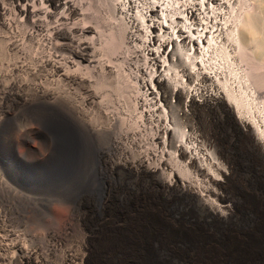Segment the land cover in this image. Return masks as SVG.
<instances>
[{
	"label": "bare ground",
	"instance_id": "6f19581e",
	"mask_svg": "<svg viewBox=\"0 0 264 264\" xmlns=\"http://www.w3.org/2000/svg\"><path fill=\"white\" fill-rule=\"evenodd\" d=\"M15 1L16 12H14L15 16H13V18L11 17L12 19L8 18L11 14L7 15V19L5 17L6 14L4 15L5 8L3 6L0 7L1 26L8 27L11 31L14 29L19 31L23 26L22 23H25H21V19L25 17L30 20L33 31L28 29L22 33L21 39L14 38L10 40L9 49L12 51V53H10L13 55L14 58L12 59H14V61L11 62V60H9L11 58H8V60L5 59L11 62L12 65L10 69L5 66L3 69L2 67L0 68V107L9 100L13 103L22 104V107L31 102H44V104L54 103L55 106H57L59 105L58 103L61 102L62 96H66L68 93V91H65L67 89H63L64 87L61 88L66 94L63 93L62 95V91L60 90V84H64L63 81L59 83L61 82V79L59 80L61 75L64 74L67 80L73 82L77 80L82 81L83 76L80 75L81 70L78 69L79 67H77L78 70L76 69V71H79V74L74 70L76 66L72 68V72L69 70L70 68L67 67L70 71V74H67V69L64 70L66 65L64 66L65 68H63L62 65L64 63L62 64L60 60L55 58L54 54L56 53L54 52L53 54L50 51L46 53L42 46L46 47L47 44L53 42L54 38L57 40V37L60 35H70V30L72 28L79 31V33L84 36V39L87 38L91 40L92 36L89 37L87 33L95 31V29L92 27L93 25L86 21V12L81 3L70 0ZM21 1L25 2L21 3ZM4 2L6 1L4 0ZM106 2L109 3V6L107 5L109 9L118 13V19L121 20L120 22L118 20L119 23L116 22L114 24L112 29L113 36H110L111 39H109L110 41L112 40L111 43H113L114 46L113 44H109L114 47L111 48L116 55L122 57L123 53L127 50L126 25L123 16L117 9V3L115 4L113 0H109V2L107 0ZM212 2L215 3V5H212V15L215 18L218 31L211 33L206 43L202 44L201 41L198 45H193V47L187 49L179 44L170 54L171 64L167 67L165 66V70L163 68L162 70L164 71L160 70L157 75L152 73L147 79L142 77L143 74L140 77L139 67L136 66L137 74L135 73V83L136 86L139 88L141 86L144 90L143 93H139L140 90L138 91V88L136 86V88L132 87V85V89L134 88L132 91H134L135 94L137 93L133 99V105L131 103V105L128 104L129 100L127 101L126 99L125 101H127V106H133L136 110L137 119L135 116L134 118L137 122L135 121L136 123H134L135 126L133 128L131 127V125H133L131 121V125L130 122L128 125V122L125 121L126 124L130 126L127 131L124 130L123 137L125 141H127V144L120 146L118 145V141L114 138L111 142V148H109L110 143L106 147L103 146L107 149L108 154L109 149L111 152L117 151V154L112 153L111 159H109V165H106V167H109V171L111 173L117 170L125 171L133 179L134 187L132 186L133 189L128 194L129 205L127 213L120 210L119 207L115 206L113 203H109L108 207V198H113V196H103L100 194V191H96L100 205L98 208L100 209L99 213L101 216L99 222V227L101 228L98 234L100 260L97 264H165L160 261L162 256L172 258L176 261L175 264H223L225 262L231 264L234 263L236 256H239L237 264H248L249 262L264 264V203L260 201V206L257 207L252 202L256 207V218L253 221V225L260 229L259 238L253 241V238H251L247 232H244L245 229L238 228L240 222L238 224L233 222L234 220L241 219V210L237 202V199L241 198L240 194H242L240 193V189L235 190L237 192L235 196L230 197L227 194H223L230 181L229 172L232 170L235 174H238L239 171L236 170V163L233 161V155L229 147V140L226 139L227 134L224 132V127L230 126L232 128L231 134L233 137L236 136L243 139L247 151L252 157V161H254L258 169L264 173V115H259V117L261 116V120L258 118L260 123L257 122L259 120H251L243 111V99L240 97V99L235 98V95L233 96V94L223 86H218L215 89L202 88L199 90L198 88L200 86H196L198 88L192 86V88H188V86H186L187 89L184 88V84L182 83L183 75H189L191 77L192 75H201V78L210 79V82L213 79L214 81H218L216 79L218 78L216 74L218 70L215 72V70H211L212 68L210 67V71H203L206 68L205 64L209 63L211 66L213 65V62H209L213 57L211 56V54L214 53L212 51L216 49L219 51L220 49V51H224L225 54L228 47H232L236 40L237 46L241 49V52L257 55L260 64H264V23H261L262 27L258 26V22H264V13L261 11L263 8L260 10L258 6L255 7V9L252 7L251 10L245 11L239 18L235 16L237 19H234V17H232L233 19L231 17V19H227L228 17L226 15L236 8L234 4L238 2H236V0H210V3ZM260 3L263 2L261 1ZM60 4L64 5L65 8L67 4L68 11L73 13L75 17H80L79 19L81 22H72L71 25L62 23V25H53L51 27L44 24L42 19L51 15V9L48 8V6L51 5L52 7H56ZM12 8L10 9L12 10ZM34 30L43 32L41 35V42H38L40 46H42L40 47L38 45L40 50L39 47L35 50L25 49L22 39H29L31 42L35 37ZM75 35H73V37ZM92 40H94V38H92ZM57 41L55 43H57ZM79 41L82 42V39ZM8 43L9 42H7V44ZM87 43H90L92 46L90 41ZM251 44L254 45V48H250V51L248 48ZM79 45L80 43L78 46ZM48 46L51 47L50 45ZM55 47L53 48L56 50L57 47ZM80 49H82V47ZM5 51L7 52V50ZM91 52L90 54L92 56L94 53ZM94 60H96V58H94ZM176 61L181 65L176 64ZM2 62L0 63L2 64ZM196 62L200 64L199 66L203 70L199 71L198 67L195 66ZM96 63L99 64L100 68L107 65L109 66L107 70L114 71L113 68H115V66L110 61L109 64H107L108 62L104 63V61L99 62L98 60ZM85 65L87 67V64ZM45 67H48L52 74H49L50 72L43 74L42 71ZM91 69V71H93L94 67ZM206 69H208V67ZM65 71L67 72L64 73ZM74 71L76 73H73ZM116 73L117 72H115V74ZM101 74L105 73L101 72ZM53 75H57L59 78H53ZM83 78L85 79V74ZM253 78L255 82L261 83V86L264 85V78L259 77V74L258 76L253 75ZM216 81L215 84H219V81L217 83ZM126 82L129 83L128 81ZM137 82H139V84ZM122 83L125 84V82ZM133 83L134 82H132V84ZM87 84L89 85V83ZM212 84L214 85V83ZM90 85L92 86L91 82ZM90 85L87 89L89 91ZM62 86H65V84ZM65 87L67 88L68 86L66 85ZM73 89V91H75L76 88ZM262 89L264 88L261 87L254 92L264 97V90L262 92ZM250 90L251 88H249V92ZM89 93L92 92L90 91L88 94ZM249 94H252V92ZM67 95V97L70 96L69 94ZM96 95L92 94V99H94ZM134 95L132 96L134 97ZM253 96L252 94V97ZM72 97L71 95L69 99ZM99 98L100 101H102V97ZM92 99L90 102L94 103ZM66 100L68 102V99ZM97 103L99 104L100 102L97 101ZM100 104L97 106L98 111L93 110L98 114H94L96 115V119L97 117H101L102 119L108 116L111 124H115L116 120L119 119L117 117L120 116V114H115V111L119 108H115L114 106V111L111 105L113 112L112 110L110 111V109L105 111L103 109L104 105L102 104L103 106L101 107ZM107 104L105 103L106 106L110 105V103ZM69 105L67 104V106ZM80 108L82 110L83 106H80ZM75 109L76 108H73V111L66 110L67 112L64 114L69 120L71 118L72 123L69 120L67 121V119H63L64 115L61 113L54 115L52 112L53 115L32 117L30 121H28L29 123L24 125L28 135V138L24 141V149L18 152V158L8 159V179L4 178L6 176L3 177V174H0V188L4 191V194H2L3 199L0 201V264H48V260L51 261L57 258L60 264H74L75 260H82L84 257V254L78 255L76 251L79 247L84 248L85 242L87 241L85 232L87 228H85L86 223L84 221L85 202L82 199L79 201H63L62 205L67 210L66 218L58 224L49 222L42 232L39 231L40 234L38 236L35 234L37 237L33 238L29 237L31 235H29L28 231L25 229L27 222L25 214L17 213L21 201L27 204L31 199L33 200L39 195L41 196L50 188L70 186L76 183V175L82 166L81 161L85 157L84 153L86 147L84 148V143H86V141L75 131V126H80L83 133H87L91 136L97 131V128L100 127L98 126L96 128L98 119L100 118H98L97 121L94 119L97 124H92L88 116L90 113L86 116L89 117L87 121L78 113L80 109ZM107 111L111 113H107ZM130 111L132 112L131 108ZM131 114L133 115L134 113L132 112ZM123 115L120 116V119L124 117L122 120H125V116ZM132 115H130L129 118H131ZM90 116L94 118V116ZM129 118L127 119L130 120ZM181 119H192L198 122L200 130L198 131V129L191 127V131L189 132L185 129L184 124V126L181 125L183 129L178 127L177 123H174V120L180 121ZM101 121H103V119ZM144 121L149 122L150 129L148 128V132L151 130L149 133L144 132V125L146 126ZM179 121L178 124L183 123H179ZM104 122L105 120L102 124ZM116 124L119 125V122ZM120 124L123 125V121L122 123L120 122ZM105 125L103 124V126ZM122 125H120V128ZM106 126L108 128L110 124ZM124 126L125 125L122 127ZM103 128L106 129V127ZM130 128L132 129L130 130ZM99 129L101 131V128ZM32 135L38 138V141L35 142L36 145L31 143L30 137ZM39 135L42 136L38 137ZM202 136L207 139L210 145L214 146V151H205V148L201 147L202 145L198 143V137ZM115 137L117 136L115 135ZM117 138H119V135ZM103 142L105 143V141ZM102 155L105 158L108 157L105 152H103ZM91 159L92 157L90 160ZM91 163L93 164L94 162ZM71 166L75 168L70 172L69 178L58 185H49L41 180L45 172L59 175L60 172L67 170V168H71ZM87 168L83 169L86 170ZM182 172L185 175H183ZM245 172L250 173V170L247 169ZM237 182H239V180H237ZM255 185L257 187L259 186L258 188L256 187V189L258 193L261 194L264 190V180ZM258 199L260 200V198ZM36 205L37 204H35V206ZM21 207L23 206L21 205ZM41 207L43 208L42 205ZM108 210L109 220L105 218V216L108 215ZM47 213L49 214V212ZM45 214L46 213H44V215ZM9 217L12 220L9 219ZM7 222H9L10 225ZM11 222L15 223V225H12ZM117 222H121L129 227L123 235L117 231ZM209 222L213 225L214 223L220 224L217 231L213 230V232L217 234L203 227V224L205 225V223ZM244 227L247 228L248 226ZM38 229L42 228L38 227ZM124 247H126V249ZM83 251L84 250H82L81 253Z\"/></svg>",
	"mask_w": 264,
	"mask_h": 264
},
{
	"label": "rangeland",
	"instance_id": "374dc122",
	"mask_svg": "<svg viewBox=\"0 0 264 264\" xmlns=\"http://www.w3.org/2000/svg\"><path fill=\"white\" fill-rule=\"evenodd\" d=\"M5 1L6 2H4V0H0V7L3 6L5 8V12H4V15L6 14L5 17L7 18V15L11 14V16L8 17V18L12 19L13 16H15L14 12H16L15 11L16 1L15 0H8V1L5 0ZM70 1H74L76 3H81L83 5V7L85 9V12H86L85 13L86 14L85 15L86 21H88V23L93 25L92 27L95 29V31L88 32L87 34H89L88 35L89 37L92 36V38H94V40H92V38H91V40H88L87 38L84 39L83 38L84 36L81 35L79 33V31H76L75 28H72L70 30V35H60V36L57 37L58 41L56 40V38H54L53 42L50 43V44H47L46 47L42 46V45L41 46L44 49V51H46V53H48V51H50L53 54H54V52L57 54V55L54 54L55 58L57 60H60L62 62V64L64 63L62 65L63 68H65L64 66L66 65V68L64 70H66L67 67H69L70 68L69 70L73 71L72 68H74L76 66V68H74V70L76 71L77 67H79L78 69L81 70L80 75L84 77V74H85V79L82 77V79H83L82 81L83 82L82 81H78V80H77L78 82L77 81L73 82V81L67 80L64 77L65 76L64 74L61 75V78L57 77V75H53V78L57 77V78H59V80L61 79L60 80L61 82H59V83H62V81H63L65 86L67 85L69 87V88L68 87L66 88L65 86H62L64 84H62V85L60 84V90L62 91L61 87H64L63 89H67L65 91L66 92L68 91L67 94H69L70 96L67 97L68 95L65 93V91L64 92L62 91V95H63V93H65L66 96L65 95L62 96V98H61V102L62 103L59 102L58 103L59 105H57V106H55L54 103H53L54 104L53 105L52 103H50V104L49 103H45L44 104V102H31V103L25 104L26 106L23 105V107H24L23 108L22 104L13 103L10 100L6 101L4 104L1 105V107H0V110H1L0 111V169H1L0 170V174H3L2 176L3 177L6 176L4 178L8 179V176H9L8 175V165H7V162H9L8 159H10V158L11 159L12 158H18V156H19L18 152L20 150L24 149V141H26V139L28 138V135H27V132H26V129H25L24 125L26 123H29L28 121H30V119L32 117L41 116V115L42 116H49V115H53V113H54V115H56L58 113H61V114L64 115L68 110L73 111V108H76L75 110H79L80 109V111H78V113L80 115H82L87 121L89 120V117H90L89 121L92 122V124H94V123L97 124V122L94 121V119H96V115H94V114H97V112L95 113V111L97 110V106L100 103H101L100 104L101 107L104 105L103 109L105 111L108 110V109H110V111H111L112 107H113V110L115 111L114 106H115V108H119V109H117V111H115L116 112L115 114H117V115L120 114V116L125 114V115H123V116H125V120H122L124 118L123 116H122L123 117L122 119H120L121 118L120 116L117 117L119 119L116 120V123L119 122V125H117L116 123L112 125L110 120H109V117L107 116L106 118L104 117L105 119L102 118L103 121L105 120V122L103 123L104 125L105 124L106 125L110 124V127L108 126V128H107L106 125L103 126V124H102L103 121H101L102 120L101 117H97V119L98 118H100V119H98V124L99 125L97 124L96 128L98 126H100L99 128H101V131H100L99 128H97V131L94 132L91 136L89 134H87V133H83V131L80 128V126H78V127L75 126V128H76L75 131L80 135V137L82 139H84L86 141V143H84V148L86 147L85 148V153H84L85 157L82 159V161H81L82 166L80 167V169H79V171H78V173L76 175V178H77L76 183L71 184L70 186L68 185V186H64V187L50 188L49 190H47L41 196L39 195L35 199H33V200L31 199L27 204L23 203L21 201L19 203L20 207L18 206L19 209L17 210V213L19 212V213L25 214V217H26V220H27L25 229L28 231L29 235H31L29 237L33 238V237H37L40 234V232H42L44 227L49 222H55V223L58 224V223H61L66 218L67 210L62 205L63 201H65V200L79 201L80 199H82L85 202L84 221L86 223V227L85 228H87V229H85V232H86V235H87V241L85 242L84 248H80L79 247L78 248L79 251L76 250L78 252V255L84 254L83 259L82 260H80V259L75 260L74 264H83V263L84 264H97V262L100 260V252H99V245H98V234H99V229L101 228V227H99V222L101 220V216H100V213H99L100 209L98 207L100 205H99V200H98L96 191H100L101 193L100 192L99 193L101 195H103V196H105V195H112L113 196V198H108V207H109V203H113V204H115V206H118L120 210H123V212L127 213L128 205H129V196H128V194L134 187L133 179L125 171L117 170V171H114V173H111L109 171V167H106V165L107 164L109 165V159H111L112 153L113 154H117V151L111 152L110 149H109V154H108L107 149L104 148L103 146L106 147L110 143L109 144V148H111V146H112L111 142H112V139H114V138H115L116 141H118V145H120V146H123L124 144H127V141H125V138L123 137L124 136V130L127 131V129H129L130 126H128V125H129L130 121L133 123V125H131V122H130V125L133 128L135 126L134 123L137 122V120H136L137 119L136 110L134 109L133 106H131V107L127 106L130 103L133 105V101H134L133 99L135 98V96L137 94V93L135 94V92L132 91V90H134V88L132 89V87L136 86V83H135L136 74H135V71H134L135 68L133 67V64L131 62L132 60L128 56L129 55L128 51L126 50L125 53H123V56L119 57L118 55H116V53L112 49L114 47H112L110 45V44H113V43H111L112 40L110 41L109 39H111L110 36L111 37L113 36V32H112L113 30L112 29L114 27V24L116 22L119 23L121 20L118 19V13L117 12H113L111 9H109V7H108L109 3L106 2L107 0H70ZM113 1L116 4L118 0H113ZM261 1L263 3H260ZM24 2L25 1H21V3H24ZM108 2H109V0H108ZM236 2H238V3L234 4V5H236V8L233 10L234 12L233 11L229 12L226 15L228 17L227 19H231L232 17H234V19H237V18H239V16L241 17L242 14L245 11H247L249 9L251 10L252 7H253V9H255V7L259 6L258 8L260 10L262 8L264 9V0H259V1L258 0H256V1L255 0H236ZM11 6L12 7L14 6V7L12 8ZM65 6H66V8L62 4H60V5L56 6V7H52L51 5H49L48 8L51 9V15L49 17H46L47 19L46 18L42 19L44 21V24H46V25L51 27L53 25H62V23L63 24L66 23L67 25H71L72 22H81V20L79 19L80 17H75V15L73 13H70L68 11L67 4ZM7 7H8L9 10L7 9ZM10 8H12V10ZM263 9L261 11H263V13H264ZM12 14H14V15H12ZM114 15H115V17H114ZM235 16H237V18ZM118 20H119V22H118ZM22 22H25V23H22ZM21 23H22L23 26L19 29V31H16L15 29L13 31H11V30H9L10 28L7 27L8 28L7 29L6 27L1 26V24H0V62L3 61L2 64L0 63V68L2 67V69L4 68V66L5 67H9V69H10V67L12 65L11 62L14 61V59H12V58H14L13 55L11 54L12 51H11V49H9L10 48V40L14 39V38L15 39H21L22 38V36H21L22 33L27 31L28 29H30V31L31 30L33 31V29L31 28L30 20H28V19H26L24 17V18L21 19ZM261 23L263 24L264 22L263 21L258 22V26L259 27H262ZM34 34H35L34 35L35 37H34L33 40H31V42H30L29 39H22V41L24 43L23 47L25 49L35 50V49H38L37 47L40 46L39 43L41 42V37H42L41 35L43 34V32L40 31V30H34ZM73 35H75L76 37L75 36L73 37ZM13 36H15V37H13ZM80 36H82V37H80ZM77 37H78V39H77ZM74 38H76V39H74ZM81 39H82V42L79 41ZM56 41H57V43H55ZM89 41L91 42L92 46L90 45V43H87ZM7 42H9V43L7 44ZM76 42L78 44L80 43V45L78 46V44ZM235 42H236V44H235ZM235 42H234V45H232V47H228V49H227L228 53L225 51V54H224V51L221 52L220 49H219L220 52L217 49L216 50L218 52L216 50L212 51L214 53L211 52L214 55L211 54V56H213V57L210 59L209 62L210 63L213 62L212 64L215 65V66L217 65L218 67L217 66L215 67L213 65H212L213 66L212 67L211 64L207 63L208 66H207V64H205V67L206 68L208 67V69L205 68V70H203L202 68H200V66H199L200 64L198 62L195 63V66L198 67L199 71L200 70L210 71L209 69H211V68H212L211 70L214 69L215 72L218 70L217 73H216L218 78H216V79L219 81L220 85L219 84L216 85L215 84L216 80L214 81V79L211 80V82H210V79L201 78V75L200 76L199 75L198 76L192 75V77H194V78H192L189 75L188 76L183 75L182 76L183 77L182 83L184 84V88H187L186 86H188V88H192V87L198 88L200 86L198 88L199 90L202 89V88H205V89L213 88V89H215L218 86H223L228 91H230V93H232L233 96L235 95V98H239L240 97V98L243 99L242 100L243 104H244L243 105V111H244L245 115H247L253 121L259 120L258 118H260V120H261V116L259 117V115L260 114L264 115V97H261L260 95L256 94L254 91L255 90H259L261 87L264 88V85L261 86V83L255 82V80L253 78V75H257L258 76V74H259V77H263L264 78V75H263L264 74V71H263L264 70V64H260V60L258 59L257 55H252L251 53L247 54V53H245L243 51L241 52V49H239L238 46H237L238 45L237 44V40ZM58 43H59V45H58ZM48 45H50L51 47L52 46L53 47L56 46L57 48L55 47L56 48V50H55L53 47L51 48ZM6 46H8V47H6ZM113 46H114V44H113ZM253 46L254 45L251 44L250 47L248 48V50L251 51L250 48H254ZM40 47H39V50H40ZM81 47H82V49H80ZM5 48H7V49H5ZM74 49H76V50H74ZM5 50H7V52ZM91 50H92V52H91ZM90 52L94 53V54H92V56H91ZM88 54H89V56H88ZM60 56H62V57H60ZM228 57H230V58H228ZM8 58H11V59H9V60H11V62L10 61H6V60H8ZM63 58H65V59H63ZM94 58H96V60H94ZM97 60L99 62H103L104 61V63L108 62L107 64H109V61H110L115 66V68H113V70L115 72H117V73L115 74L114 71L112 72V70L111 71L107 70L108 67H109L107 65L105 67H103V68L102 67L100 68L99 64L96 63ZM7 62H10V63H7ZM175 63L181 65L180 63H178V61H176ZM68 64H69V66H68ZM85 64H87V67H86ZM169 64H171V62H168L167 66ZM95 66H97V67H95ZM93 67H94L95 71L94 70L91 71L92 70L91 68H93ZM166 67H164V70H165ZM45 68L42 71L43 74H46L48 72H50L49 74H52L51 70L48 67H45ZM178 68H179V66H178ZM5 69H7V68H5ZM69 70L67 69L68 72L65 71L64 73L67 72V74H70ZM100 70H102V71H100ZM75 71L73 73L78 72V74H79V71H76V72ZM121 71H122V73H121ZM101 72L105 73V74H101ZM140 72H141V70H140ZM111 73H112V75H111ZM114 74L116 75V77H115ZM142 74L143 73L141 72L140 75L142 76ZM109 76H110V78H109ZM63 77H64L65 81L63 80ZM119 77L122 78V79H120ZM133 77H134V80H133ZM143 77H146V76L143 74ZM199 77H200V79H199ZM88 79H90V80H88ZM126 81H128L129 83H127ZM218 81H216V83ZM86 82L89 83V85H90V82L92 84V86L90 85V91L92 92V93H89L90 95L88 94V92H90V91L87 90L89 88V85ZM122 82H125V84L122 83ZM132 82H134V83L132 84ZM263 82H264V79H263ZM67 83H69V84H67ZM137 83L139 84V82H137ZM212 83H214V85ZM75 85H76V87H75ZM193 85H195V86H193ZM196 86H198V87H196ZM70 87H73V88H76V89L78 88V89L77 90L75 89V91H73L74 89L70 88ZM136 87L138 88V91L140 90L139 93H141V92L143 93L144 89L141 86H140V88L138 86H136ZM249 88H251L252 91L250 90V92H249ZM263 90L264 89H262V92H263ZM81 92L85 96L87 94L88 95L85 97ZM251 92L254 95L253 96L254 98L252 97V94H249ZM132 93H134L135 95L132 94ZM81 94H82V96H81ZM92 94L93 95L97 94L99 97H102L101 98L102 101H100V98L97 95H96L97 97L95 96V98L92 99L93 98L91 96ZM131 94L134 95V97ZM71 95L73 96L72 97L73 100H74V97H75L74 103H73L72 98L69 99L71 97ZM79 96H81V97H79ZM82 97H83V99H82ZM66 99H68V102H67ZM91 99L94 100V103L90 102ZM126 99H127V101L129 100L128 104H127V101H125ZM81 100H84V101H81ZM97 101L100 102V103L98 104ZM63 102H65V103H63ZM107 102H108V104L110 103L109 106L105 105V103L107 104ZM66 103L68 105L70 104L69 105L70 107H72V106H74V107L70 108L69 106H67ZM111 105H112V107H111ZM80 106H83V108H85V109L82 108V110H81ZM11 107H13V108H11ZM37 107H38V109H37ZM42 107H44V108H42ZM130 108H131L132 112L134 113L133 115L131 114L132 112L130 111ZM7 109H9V110H7ZM126 109L128 110V113H127ZM60 110H62V111H60ZM93 110H95V111H93ZM113 110H112V112H113ZM134 110H135V112H134ZM83 111H84V113H83ZM110 111H107V113L110 112ZM121 112H123V113H121ZM2 113L4 114V116H3ZM89 113H90V115L94 116V118L91 117L90 115H88ZM129 114L132 115L131 118H129L130 117ZM87 115L89 117H86ZM126 116L130 120H128L126 118ZM134 116H135L136 119L134 118ZM251 116H252V118H251ZM132 117H133V119H132ZM63 119H67V121L69 120V118L66 115L63 116ZM97 119H96V121H97ZM121 120L124 123L123 125H125L124 127H122L123 125L120 124V122L122 123ZM260 120L257 121V122L260 123ZM69 121H71V118H70ZM106 121H107V123H106ZM125 121L128 122L127 123L128 125L126 124ZM178 121L179 120H174V123L175 124L177 123L178 127L182 128V129H183L182 126L185 125V129L187 131H189V132L191 131V127H194L196 129H198V131L200 130L198 122H196V121H194L192 119H186V120H182L181 119L179 121V123L183 122L182 124H178ZM144 122L146 124V126L144 125V130H145L144 132L145 133H149L151 131L150 130L148 132V130L150 129L149 122L148 121H144ZM71 123H72V121H71ZM120 125H122L121 128H120ZM177 125H175V126H177ZM113 126L116 127V128H114ZM103 127H106V129H104ZM112 127H113V129H112ZM117 128H119V129H117ZM224 128H225L224 132L227 134L226 139L229 140V147L231 148V154L233 155V161L236 163V166H235L236 170H239V171H238V174H235L234 171H232V170L229 172L228 175H229L230 181L228 182V187L223 192V194H227L230 197L231 196H235V195H237V192L235 190L240 189V193H242V194H240L241 198H238L237 202L239 203V207H240V210H241V214H240L241 219L240 220L239 219L234 220L233 222L235 224H238L240 222L239 225H238V228L245 229L244 232H247L248 235H250L251 238H253V241H255V240H257L259 238L260 229L253 225V221L256 218V216H255V208L256 207L253 205V203L257 207L260 206V201H262L264 203V194H263L264 190L262 191L261 194L258 193V191L256 189L257 186L255 184L258 183V182H261L262 180H264V173L261 172L258 169V167L256 166V164H254V161H252V157L248 153L247 147L245 146V142L243 141V139L240 138V137H236V136L233 137V135L231 134L232 133L231 132L232 128L230 126H225ZM120 129H122V130H120ZM131 129L132 128H130V130ZM122 132H123V135H122ZM98 133L99 134L101 133V134L99 135ZM105 134H106V136H105ZM114 134L117 137L119 135V138L115 137ZM12 136H14V137H12ZM41 136L42 135H39L38 137H41ZM191 136H193V135H191ZM106 137H107V139H106ZM202 139H203V141H202ZM30 140H31V143L33 145H36L35 142L38 141V138L35 137L34 135H32L30 137ZM103 141H105V143ZM6 143H8V144H6ZM198 143L202 145L201 146L202 148H205V151H208V150L209 151H211V150L214 151V146L210 145L205 137H203V136L202 137H198ZM86 144H88L89 146L86 145ZM97 145H98V147H97ZM103 152H105V154L108 157L105 158L102 155ZM94 156H95V158H94ZM91 157H92V159H91L92 161L90 160ZM21 159L25 160L24 158H21ZM221 161H222V159H221ZM91 162H94V163L92 164ZM85 164H87V165H85ZM179 167H181V166H179ZM83 168L84 169L87 168V169L84 170ZM244 169L245 170L249 169L250 173L245 172ZM1 172H3V173H1ZM182 174L185 175L183 172H182ZM249 176H250V178H249ZM85 177H86V179H85ZM237 180H239V182H237ZM0 192H1L0 193V201H1L3 199L2 198L3 197L2 194H4V191L0 188ZM56 195H57V197H56ZM57 198H59V199H57ZM258 198H260V200ZM32 204H33V206H32ZM35 204H37V205L35 206ZM21 205L23 207H21ZM41 205L43 206V208L41 207ZM24 206H25V208H24ZM36 207H38V208H36ZM45 208H47L48 210L45 209ZM47 212H49V214ZM44 213H46V214L44 215ZM39 214H41V215H39ZM42 214L44 215V217H43ZM107 214L108 215H106L105 218L109 220V210H108ZM237 215H238V213H237ZM9 219H11V218L9 217ZM7 223L9 224V222H7ZM11 223H12V225H15V223H13V222H11ZM219 225L220 224H215V223L213 225L212 223L209 222V223H205V225L203 224V227H205L206 230H209L212 233L217 234L216 232H213V230L217 231L219 229ZM244 226H248L249 229H248V227L246 228ZM38 227L42 228V229H38ZM116 227H117V231L119 233H121V235H123V233H126V230L129 228L127 225H124L121 222H117ZM33 231H35V232H33ZM89 232H90V234H89ZM32 233H33V235H32ZM249 242H251V241H249ZM124 248L126 249V247H124ZM82 250H84V251L81 253ZM85 251H86V253H85ZM79 252H80V254H79ZM238 258H239V256H236V259L234 260V263H231V264H237L238 263ZM54 260H56V261H54ZM170 260H173V259L172 258H168L166 256H162L160 261L165 263V264H175L176 261L173 260L174 261L173 262V261H170ZM48 264H60V262H59V259L57 258V259H52L51 261L48 260ZM223 264H230V263L225 262ZM248 264H258V263L249 262Z\"/></svg>",
	"mask_w": 264,
	"mask_h": 264
},
{
	"label": "built area",
	"instance_id": "2783aa9c",
	"mask_svg": "<svg viewBox=\"0 0 264 264\" xmlns=\"http://www.w3.org/2000/svg\"><path fill=\"white\" fill-rule=\"evenodd\" d=\"M116 5L126 25L128 56L145 79L167 66L179 44L191 48L218 31L210 0H118Z\"/></svg>",
	"mask_w": 264,
	"mask_h": 264
},
{
	"label": "water",
	"instance_id": "95a60500",
	"mask_svg": "<svg viewBox=\"0 0 264 264\" xmlns=\"http://www.w3.org/2000/svg\"><path fill=\"white\" fill-rule=\"evenodd\" d=\"M74 168V166H71V168H67V170L60 172L59 175H53L44 171L45 173L43 172L44 174L42 175L41 180L49 185H58L69 178L68 176Z\"/></svg>",
	"mask_w": 264,
	"mask_h": 264
}]
</instances>
